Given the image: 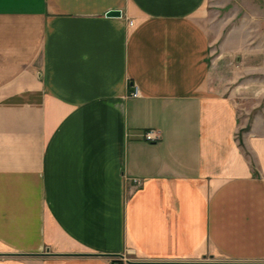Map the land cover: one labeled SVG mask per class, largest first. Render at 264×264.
<instances>
[{"label":"crops","instance_id":"obj_1","mask_svg":"<svg viewBox=\"0 0 264 264\" xmlns=\"http://www.w3.org/2000/svg\"><path fill=\"white\" fill-rule=\"evenodd\" d=\"M120 255L264 264L263 0H0V264Z\"/></svg>","mask_w":264,"mask_h":264},{"label":"built area","instance_id":"obj_2","mask_svg":"<svg viewBox=\"0 0 264 264\" xmlns=\"http://www.w3.org/2000/svg\"><path fill=\"white\" fill-rule=\"evenodd\" d=\"M130 24H133L132 21H130ZM130 96L132 97H138L140 95V90L137 85H133V90L129 93ZM144 137L148 141H156L160 138L159 132H157L154 129H149L145 131ZM130 258L126 256H120L118 260L112 261L111 264H121L119 261L122 263L129 262Z\"/></svg>","mask_w":264,"mask_h":264},{"label":"water","instance_id":"obj_3","mask_svg":"<svg viewBox=\"0 0 264 264\" xmlns=\"http://www.w3.org/2000/svg\"><path fill=\"white\" fill-rule=\"evenodd\" d=\"M108 15H120V11H109L108 13H107ZM120 256H123V255H120Z\"/></svg>","mask_w":264,"mask_h":264},{"label":"rangeland","instance_id":"obj_4","mask_svg":"<svg viewBox=\"0 0 264 264\" xmlns=\"http://www.w3.org/2000/svg\"><path fill=\"white\" fill-rule=\"evenodd\" d=\"M224 1H226V0H224ZM263 2H264V0H263ZM235 5H237V4L235 3ZM232 6H233V4H229V5H227V6L225 7V10L230 9Z\"/></svg>","mask_w":264,"mask_h":264}]
</instances>
